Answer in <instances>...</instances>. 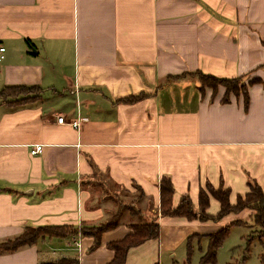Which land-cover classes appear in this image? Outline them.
<instances>
[{"label":"crops","instance_id":"obj_1","mask_svg":"<svg viewBox=\"0 0 264 264\" xmlns=\"http://www.w3.org/2000/svg\"><path fill=\"white\" fill-rule=\"evenodd\" d=\"M0 46V91L37 89L21 103L0 96V242L29 227L78 231L0 254V264H110V245L154 220L160 237L126 264H202L211 236L253 214L162 216L161 182L171 180L174 208L189 197L199 209L204 191L211 216L221 211L211 189L230 191L232 205L254 185L264 191V0H0ZM196 71L258 82L248 103L243 94L224 102L222 86L172 79ZM122 205L131 208L93 249L80 229ZM244 226H231L216 264H233L225 246Z\"/></svg>","mask_w":264,"mask_h":264},{"label":"trees","instance_id":"obj_2","mask_svg":"<svg viewBox=\"0 0 264 264\" xmlns=\"http://www.w3.org/2000/svg\"><path fill=\"white\" fill-rule=\"evenodd\" d=\"M264 68V65L262 66ZM188 75L198 77L203 83L204 87L212 88L215 92L219 87H224L227 90L226 98L224 102H228L231 94L239 96L243 94L247 100L248 87L258 82L256 79H252L246 84L245 77L236 79H223L213 75H206L201 71L194 73H186L172 77V79L184 78ZM37 91L36 88L27 87H6L0 91V96L5 99H18L14 103H21L24 100H29L30 93ZM25 96H28L25 98ZM146 94L138 96H130L127 98L120 99L119 102L124 104H134L144 98ZM211 194L221 203V211L217 216H211L207 214L206 207L208 205V199L206 193H201V206L196 209L189 197H183L180 205L177 208L173 207V198L175 196V189L171 180L167 177L163 178L161 182V195H162V216L170 217H184L189 220H200V221H221L226 216L235 213L239 214L245 210L253 212V220L255 225L259 228V235L262 240V253L260 254L261 264H264V191L259 185L252 186L251 192L246 195L245 198L240 197L236 205L230 203V191L213 190ZM130 206L122 205L118 211L115 212L107 222L102 223L99 226H82L79 233L84 236H93L95 238L94 248L100 245L101 235L104 232L113 230L118 227L123 215L130 210ZM244 225L245 223L235 222L233 225ZM231 225V226H233ZM231 226L225 228L220 233L211 236L210 245L207 253L202 258V264H216L218 251L223 246L225 240L228 238L231 230ZM133 233L128 235L124 240L115 242L110 245V248L115 252V258L110 264H126L127 256L131 249L136 248L148 241L157 240L160 237V225L157 221L148 223H138L132 225ZM78 234V231L73 227L65 226H43V227H29L25 232L11 240L6 242H0V254H11L15 253L23 248L31 247L36 245L39 240L46 238H57L65 239L71 235ZM250 241H248L249 243ZM191 240L188 241L190 245ZM250 245V243H249ZM249 253V246L246 249ZM192 250L189 253L191 255ZM41 264H80L77 258H62L54 262H47Z\"/></svg>","mask_w":264,"mask_h":264},{"label":"rangeland","instance_id":"obj_3","mask_svg":"<svg viewBox=\"0 0 264 264\" xmlns=\"http://www.w3.org/2000/svg\"><path fill=\"white\" fill-rule=\"evenodd\" d=\"M244 225V228L232 229L231 235L225 247L227 249H231L230 251L235 252L233 264H243L245 259H247L246 264H261L260 254L263 251L261 243L262 240L259 235V228L255 225L253 220V214L246 217ZM248 241H250V245ZM196 245L198 244L196 243L195 246ZM248 246L249 253L246 252ZM198 249L199 245L195 248V251Z\"/></svg>","mask_w":264,"mask_h":264},{"label":"built area","instance_id":"obj_4","mask_svg":"<svg viewBox=\"0 0 264 264\" xmlns=\"http://www.w3.org/2000/svg\"><path fill=\"white\" fill-rule=\"evenodd\" d=\"M5 54H6V48L3 47V46H0V63L5 59ZM58 123L59 124H64L65 123V119L64 117H60L58 119ZM73 127H79V122H74L71 124ZM43 150V146L41 145H36L33 147L32 151H31V154L32 155H38L39 153H41Z\"/></svg>","mask_w":264,"mask_h":264}]
</instances>
